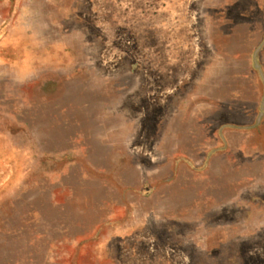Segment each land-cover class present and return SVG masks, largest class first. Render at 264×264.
Listing matches in <instances>:
<instances>
[{"label": "rangeland", "instance_id": "obj_1", "mask_svg": "<svg viewBox=\"0 0 264 264\" xmlns=\"http://www.w3.org/2000/svg\"><path fill=\"white\" fill-rule=\"evenodd\" d=\"M0 264H264V0H0Z\"/></svg>", "mask_w": 264, "mask_h": 264}]
</instances>
